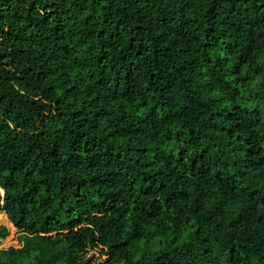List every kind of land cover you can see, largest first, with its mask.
I'll return each instance as SVG.
<instances>
[{"label":"trees","instance_id":"obj_1","mask_svg":"<svg viewBox=\"0 0 264 264\" xmlns=\"http://www.w3.org/2000/svg\"><path fill=\"white\" fill-rule=\"evenodd\" d=\"M0 264H264V0H0Z\"/></svg>","mask_w":264,"mask_h":264},{"label":"rangeland","instance_id":"obj_2","mask_svg":"<svg viewBox=\"0 0 264 264\" xmlns=\"http://www.w3.org/2000/svg\"><path fill=\"white\" fill-rule=\"evenodd\" d=\"M5 217H6V216L3 214V215H2V218H5ZM14 230H15V228L13 229V231H14Z\"/></svg>","mask_w":264,"mask_h":264}]
</instances>
